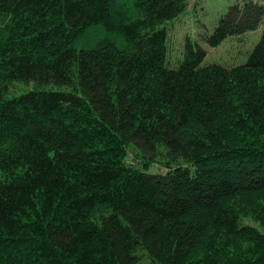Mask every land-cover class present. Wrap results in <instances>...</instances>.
Returning <instances> with one entry per match:
<instances>
[{"label":"trees","instance_id":"16d2710c","mask_svg":"<svg viewBox=\"0 0 264 264\" xmlns=\"http://www.w3.org/2000/svg\"><path fill=\"white\" fill-rule=\"evenodd\" d=\"M193 1L0 0V264H264V31L171 66Z\"/></svg>","mask_w":264,"mask_h":264},{"label":"rangeland","instance_id":"374dc122","mask_svg":"<svg viewBox=\"0 0 264 264\" xmlns=\"http://www.w3.org/2000/svg\"><path fill=\"white\" fill-rule=\"evenodd\" d=\"M117 1L121 5L125 0ZM260 5L264 6V0H194L190 3L188 10L178 20L168 23L169 26L172 25L170 29L172 36L170 39L171 58L169 59V64L175 66L179 61L183 60L187 37L206 50L207 56L203 63L204 66L212 63H219L227 67L244 64L264 31V16L263 19L257 21L256 19L258 18L255 16L257 12H254L258 8L257 6ZM230 15L233 16L231 17ZM224 17L241 23V27L238 28L240 31H244L250 25L255 27L243 34L226 39L218 47H211L208 44L207 37L214 32L220 19ZM92 32L94 33V31ZM93 33H89L92 41L96 37H100L99 34ZM108 38V41L115 39L113 37ZM140 161L135 150H129L128 163L140 166ZM150 171L153 173H165L167 168L164 164L156 162L152 163Z\"/></svg>","mask_w":264,"mask_h":264}]
</instances>
